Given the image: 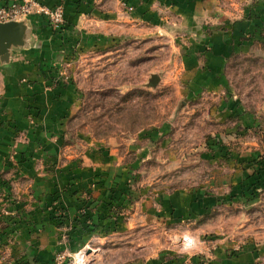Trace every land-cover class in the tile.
<instances>
[{"label":"rangeland","instance_id":"rangeland-1","mask_svg":"<svg viewBox=\"0 0 264 264\" xmlns=\"http://www.w3.org/2000/svg\"><path fill=\"white\" fill-rule=\"evenodd\" d=\"M208 2L187 24L56 29L0 171V264L264 248V0Z\"/></svg>","mask_w":264,"mask_h":264},{"label":"crops","instance_id":"crops-1","mask_svg":"<svg viewBox=\"0 0 264 264\" xmlns=\"http://www.w3.org/2000/svg\"><path fill=\"white\" fill-rule=\"evenodd\" d=\"M14 1L22 0H0V7L8 6ZM37 1L51 9L63 7L65 23L61 33L74 31L88 24L108 29L135 26L146 31L149 27H166L165 22L170 20V13H173L174 17H177L176 20L182 24H187L195 19V14L204 13L209 3L208 0ZM30 20L34 47L13 53L6 68L0 63V171L4 165V157L13 153L12 126L19 130L26 129L28 120L25 115L28 107L32 105L37 107L45 101V95L40 92L41 87L43 88L41 81L51 70L48 67L51 65L50 56L53 55L51 53L53 44L57 42L59 36V32L51 26L48 18L33 15ZM168 24L170 25L169 22ZM47 44H50L51 49L48 55L42 54ZM149 264L158 262L150 261ZM203 264H264V248L251 244L244 246L239 253H233L230 248Z\"/></svg>","mask_w":264,"mask_h":264},{"label":"water","instance_id":"water-1","mask_svg":"<svg viewBox=\"0 0 264 264\" xmlns=\"http://www.w3.org/2000/svg\"><path fill=\"white\" fill-rule=\"evenodd\" d=\"M33 47V29L29 17L20 21L0 23V63L4 68L9 66L13 53Z\"/></svg>","mask_w":264,"mask_h":264},{"label":"built area","instance_id":"built-area-1","mask_svg":"<svg viewBox=\"0 0 264 264\" xmlns=\"http://www.w3.org/2000/svg\"><path fill=\"white\" fill-rule=\"evenodd\" d=\"M33 15H41L48 18L55 30L61 29L65 23L62 6L51 9L37 0H22L21 2L14 1L8 6L0 7V23L20 21Z\"/></svg>","mask_w":264,"mask_h":264}]
</instances>
